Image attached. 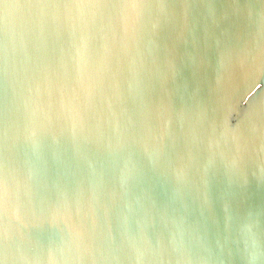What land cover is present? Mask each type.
Returning <instances> with one entry per match:
<instances>
[{"label": "water", "instance_id": "95a60500", "mask_svg": "<svg viewBox=\"0 0 264 264\" xmlns=\"http://www.w3.org/2000/svg\"><path fill=\"white\" fill-rule=\"evenodd\" d=\"M0 264H264V0H0Z\"/></svg>", "mask_w": 264, "mask_h": 264}]
</instances>
